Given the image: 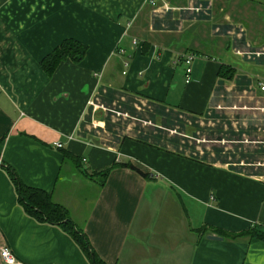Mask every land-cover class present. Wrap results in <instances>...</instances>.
Returning a JSON list of instances; mask_svg holds the SVG:
<instances>
[{
  "label": "crops",
  "instance_id": "obj_1",
  "mask_svg": "<svg viewBox=\"0 0 264 264\" xmlns=\"http://www.w3.org/2000/svg\"><path fill=\"white\" fill-rule=\"evenodd\" d=\"M66 38L88 51L50 76L41 60ZM262 85L264 0H0V264L4 247L23 264H92L25 211L3 165L51 192L106 264H264L259 238L199 232L264 224Z\"/></svg>",
  "mask_w": 264,
  "mask_h": 264
},
{
  "label": "trees",
  "instance_id": "obj_2",
  "mask_svg": "<svg viewBox=\"0 0 264 264\" xmlns=\"http://www.w3.org/2000/svg\"><path fill=\"white\" fill-rule=\"evenodd\" d=\"M149 48L148 42H144L142 52L147 53ZM88 51V45L74 39L66 38L58 46H56L49 54L41 60L42 69L48 74L53 75L59 65L66 59H70L75 63L81 62ZM182 60V59H181ZM183 61V60H182ZM184 62V61H183ZM231 69H223L224 72ZM64 157L74 162H78V157L64 150ZM129 165V164H127ZM10 174V177L16 185L19 192V200L25 211L36 220L40 222L50 223L60 226L78 243L83 252L86 254L92 264H106V262L98 255L93 248L87 234L79 227L71 218L68 209L57 203L53 199L51 192L41 188L30 187L22 182L17 173L7 165H3ZM116 165H114L115 167ZM111 168L100 171L99 174L92 173V176H102L100 183L102 184L107 178ZM85 175L89 174L84 171ZM212 230L221 236L228 238H237L241 236H250L252 238H259L264 241V224L256 223L246 230L240 232H230L222 228L205 225L199 232Z\"/></svg>",
  "mask_w": 264,
  "mask_h": 264
},
{
  "label": "rangeland",
  "instance_id": "obj_3",
  "mask_svg": "<svg viewBox=\"0 0 264 264\" xmlns=\"http://www.w3.org/2000/svg\"><path fill=\"white\" fill-rule=\"evenodd\" d=\"M195 27L193 28L194 30H196V28H197V24L195 23V25H194ZM225 28L226 27H224V29H223V31H225ZM222 28L220 27V30H221ZM192 32V31H191ZM189 34H188V32L186 31V33H184V37H183V40L184 39H188V41L190 40V38H189ZM262 91H264V90H262ZM117 108H118V106H113L111 109L112 110H117ZM140 108L142 109V110H147V111H151L153 114L155 113V111H156V107L154 108L153 106H150V104H148V102H140ZM110 110V109H109ZM158 110L159 111H162L161 109H159L158 108ZM175 116L176 115H174V114H171V113H169V115H168V118H173V120L175 121H177V122H180V119H179V116L177 117V118H175ZM109 117V120L111 121L110 123H109V125L110 126H118V127H122V126H137L138 125V122H136V120H132V119H130V117H129V114L128 113H125V112H122V111H113V112H110V111H108V113H107V118ZM158 123H160V122H158ZM153 130H154V128H156V127H154V126H150ZM162 127H164V126H162ZM173 127H175V126H173ZM93 128V131H94V129H96V128H98V127H92ZM196 128V127H195ZM195 128L193 127V126H189V127H187V129L189 130V134L190 135H192V133L195 131ZM122 129H123V127H122ZM180 128H178V131L180 132V130H179ZM194 130V131H193ZM123 131V130H122ZM130 131V130H129ZM128 131V129H127V132H129ZM151 131V130H150ZM155 131V130H154ZM131 132V131H130ZM173 132H175V130H173ZM173 132H165V130H159V132H157L156 131V133H157V136L158 137H161V139L162 140H165V139H167V138H169V137H171V138H173V137H175V133H173ZM152 133V132H151ZM172 134V135H171ZM158 139V138H157ZM160 139V140H161ZM158 141H159V139H158Z\"/></svg>",
  "mask_w": 264,
  "mask_h": 264
},
{
  "label": "built area",
  "instance_id": "obj_4",
  "mask_svg": "<svg viewBox=\"0 0 264 264\" xmlns=\"http://www.w3.org/2000/svg\"><path fill=\"white\" fill-rule=\"evenodd\" d=\"M160 0H148V2L156 6L158 5ZM121 53H123V50H120ZM196 58L195 54L193 53H185L181 56V59L186 64V81L189 82L191 80L190 74L192 72V61ZM129 66V63H125V67ZM126 73V72H124ZM261 90H264V85L261 86ZM56 146L61 148L63 145L61 143H56ZM214 198V196H211ZM1 257L4 260L6 264H23V262L14 254V252L9 247H4L1 249Z\"/></svg>",
  "mask_w": 264,
  "mask_h": 264
},
{
  "label": "water",
  "instance_id": "obj_5",
  "mask_svg": "<svg viewBox=\"0 0 264 264\" xmlns=\"http://www.w3.org/2000/svg\"><path fill=\"white\" fill-rule=\"evenodd\" d=\"M2 165V164H1ZM209 238L211 239H222V236H218V235H209Z\"/></svg>",
  "mask_w": 264,
  "mask_h": 264
}]
</instances>
